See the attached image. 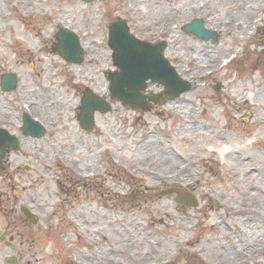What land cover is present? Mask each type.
Wrapping results in <instances>:
<instances>
[{"label":"rangeland","instance_id":"obj_1","mask_svg":"<svg viewBox=\"0 0 264 264\" xmlns=\"http://www.w3.org/2000/svg\"><path fill=\"white\" fill-rule=\"evenodd\" d=\"M160 14L170 26L159 28ZM117 17L137 38L166 43L188 91L147 110L109 97ZM196 17L217 44L183 32ZM61 27L79 36L82 63L55 52ZM8 73L18 84L0 89V126L21 148L0 167V264H218L222 253L226 264H264V219L248 218L264 171V0H0V80ZM87 88L113 107L90 132L77 120ZM23 112L45 126L41 138L22 134ZM179 156L193 160L192 182L151 176L173 175ZM178 188L197 206L178 203Z\"/></svg>","mask_w":264,"mask_h":264},{"label":"water","instance_id":"obj_2","mask_svg":"<svg viewBox=\"0 0 264 264\" xmlns=\"http://www.w3.org/2000/svg\"><path fill=\"white\" fill-rule=\"evenodd\" d=\"M91 2L93 0H84ZM109 45L113 50L112 58L118 68L110 72L109 93L111 97L120 100L130 108H147L145 98L158 101V95L144 94L150 83H159L164 86L165 97L173 99L189 89V84L182 80L168 59L164 56L166 44L148 43L137 39L129 31L127 24L122 20L112 22L109 27ZM185 33H192L199 39L209 40L213 44L218 42V34L212 29H206L201 19H194L183 26ZM58 54L70 63L83 61V50L78 37L68 29H61L56 34ZM17 78L13 74H5L1 79V87L4 91L13 90L16 87ZM78 121L85 131H90L94 126V113L100 111L106 113L111 110L108 101L102 100L92 90H87L81 98ZM23 134L26 136L41 137L44 128L34 122L28 115H23ZM7 147L18 149V139L0 128V160L4 156ZM177 200L186 206H196V198L184 190H179ZM25 217L33 221L32 214L22 208Z\"/></svg>","mask_w":264,"mask_h":264},{"label":"bare ground","instance_id":"obj_3","mask_svg":"<svg viewBox=\"0 0 264 264\" xmlns=\"http://www.w3.org/2000/svg\"><path fill=\"white\" fill-rule=\"evenodd\" d=\"M17 3H18V0H10V4L11 5H14V4H17ZM15 7H17V6H15ZM2 15L8 18L10 16V13L2 12ZM171 18H173V16L167 17L166 15H161L160 14L159 17H158V20H160V21H158L157 25L161 26V27H159L160 29L166 28V27L170 26V19ZM43 36H46V35H43ZM200 71H201V68H198L197 75H199ZM237 98L240 99L241 97L237 96ZM188 101H189V98H185V99H183L180 102H188ZM175 107H178V111H180L178 105H176ZM170 109L173 110L174 106H172ZM143 143L146 145V148H148L151 145V142H146V140H144ZM72 148H74V147H71V149ZM219 150H220V152L222 154H225V152L227 154L229 152L225 147L221 148ZM192 163H193V160L187 159L186 157H183V156H179V159H178V162L176 164V167L173 170V175H171L169 173L167 174V172L166 173L163 172V173H161L159 175V177H157V175H151V176H154L155 178H163L165 180H170V181L192 182L195 179V176H196V172H194L193 169H192V167H193ZM64 166H66V165L64 164ZM142 168H143L144 173H149L148 168H145V167H142ZM254 171H255V169H254ZM92 174L93 173H89L88 176L92 175ZM79 175L82 178V176H81L82 172L79 171ZM257 175L262 176L260 178V183H259L260 186H261V188L259 189L260 193L258 194V197H257V198H259V200H258L259 204L255 206V209L253 211L254 214L251 212V213H249L250 215L248 217V218L251 219V222H253V224L256 221H260V220L264 219V171H262V172L258 171ZM252 186H254V185H252ZM254 187H256V186H254ZM176 194H177V192H176ZM250 198H252V197H250L248 195V199H250ZM76 224L78 225L77 222H76ZM253 229H254V226H253ZM260 234H261V232L259 231V235ZM0 239L1 240H5L4 236H3V233H0ZM198 250H200L199 246L193 248L191 251H193L195 253ZM76 260H77V258H76ZM227 261H228V259H227V257L225 256L224 253H222L220 255L218 260H215V262L218 263V264H226Z\"/></svg>","mask_w":264,"mask_h":264}]
</instances>
